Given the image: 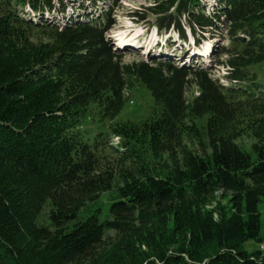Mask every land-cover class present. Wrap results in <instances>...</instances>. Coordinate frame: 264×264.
<instances>
[{
    "label": "trees",
    "instance_id": "1",
    "mask_svg": "<svg viewBox=\"0 0 264 264\" xmlns=\"http://www.w3.org/2000/svg\"><path fill=\"white\" fill-rule=\"evenodd\" d=\"M89 1L107 6L83 13L72 0H0V264H264L263 246L244 248L264 240V82L256 68L264 63V0L151 8L161 31L176 29L184 40L183 16L196 35L223 21L232 41L222 49L228 84L160 56L125 62L106 36L113 5ZM135 81L151 90L160 114L111 124L87 141L89 105L115 118ZM191 87L199 90L192 100ZM202 118L200 153L183 137L199 132ZM249 122L255 142L247 147L236 140ZM107 149L120 153L121 166L104 167Z\"/></svg>",
    "mask_w": 264,
    "mask_h": 264
},
{
    "label": "rangeland",
    "instance_id": "2",
    "mask_svg": "<svg viewBox=\"0 0 264 264\" xmlns=\"http://www.w3.org/2000/svg\"><path fill=\"white\" fill-rule=\"evenodd\" d=\"M160 1L117 0L113 2L109 0L108 4L113 5L114 14L112 15L113 23L106 33L108 42L123 56L125 62L140 59L150 60L153 57L160 56L177 65L203 66L212 74V77L219 79L224 84H228L229 81L226 76L230 74V69L222 63L227 59V54L222 52V49L230 47L232 41L230 40L225 23L223 21L219 22L217 27L206 29L205 32L196 30V35L193 34L190 28L188 17L183 16L181 25L185 28L187 35V39L184 40L178 36L176 29L171 28L168 31H161L157 27L155 23L157 16L151 8L156 7V5L159 6ZM210 1L203 0V4L207 6ZM72 3L75 4V7L79 6V3H83L86 7L83 13L86 11L99 12L107 6L102 1L97 2L96 5L89 0H72ZM69 6L71 11L74 6L72 4ZM61 20L63 21L64 18H61ZM190 36L191 38H189ZM34 38L36 41L44 40L47 42L48 40L47 35L40 33H36ZM193 38L200 40L199 48L192 45ZM256 68H262L260 79L264 82V63L256 66ZM198 92L197 88L191 87L187 93L188 99L192 100L198 95ZM127 95L129 96L123 109L115 118L105 115L104 110L99 105L95 103L89 105L88 111L83 118V128L87 141L94 143L98 134L102 132L109 133L111 124L129 121L139 123L160 114L161 107L156 103L151 90L146 85L135 81L133 87L126 88L125 96ZM196 123L199 132L188 130L184 133L183 139L188 148L203 153L207 148V135L203 129V126L206 124V118L197 119ZM242 125L243 127L237 129V132L241 135L236 141L249 147L255 142L252 130L256 129V123L249 122ZM113 142L118 141L114 140ZM106 154L107 158L104 161V167L112 169V167L118 168L121 166V162L119 161L120 153L107 149ZM222 194L223 191L218 192L217 197L221 198ZM109 195V193H102L99 198L100 201L108 202ZM222 200L225 203L227 202V198H222ZM261 234L264 235V211L262 214ZM114 237H116V233L109 231L105 238L112 240ZM261 246L264 247V240L258 242L250 239L245 243L244 248L252 252L260 249Z\"/></svg>",
    "mask_w": 264,
    "mask_h": 264
},
{
    "label": "built area",
    "instance_id": "3",
    "mask_svg": "<svg viewBox=\"0 0 264 264\" xmlns=\"http://www.w3.org/2000/svg\"><path fill=\"white\" fill-rule=\"evenodd\" d=\"M115 139H116V140H118L119 138H118V137H116Z\"/></svg>",
    "mask_w": 264,
    "mask_h": 264
}]
</instances>
